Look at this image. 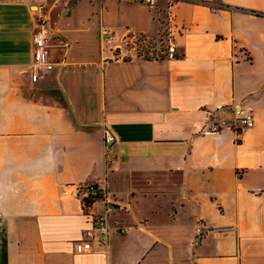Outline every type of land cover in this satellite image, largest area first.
Returning a JSON list of instances; mask_svg holds the SVG:
<instances>
[{
	"label": "crops",
	"instance_id": "crops-1",
	"mask_svg": "<svg viewBox=\"0 0 264 264\" xmlns=\"http://www.w3.org/2000/svg\"><path fill=\"white\" fill-rule=\"evenodd\" d=\"M172 10L175 57L109 58L103 27L157 35L168 0H0V264H264V0ZM238 106L252 126L204 131ZM85 181L117 207L107 246L77 252L106 210Z\"/></svg>",
	"mask_w": 264,
	"mask_h": 264
},
{
	"label": "built area",
	"instance_id": "built-area-1",
	"mask_svg": "<svg viewBox=\"0 0 264 264\" xmlns=\"http://www.w3.org/2000/svg\"><path fill=\"white\" fill-rule=\"evenodd\" d=\"M149 6H153L157 0H139ZM179 0H168V14L165 22L164 29L157 35L160 40L165 43V48L160 52H154L163 57L172 58L176 56V45L173 39V27L175 25V15L172 7ZM49 18L42 15L37 20V26L33 32V40L35 44L34 59L37 66L43 65L48 61L47 39L49 30L47 24ZM101 37L104 41H112L116 38L117 33L107 27H103L100 31ZM124 39H129L131 42L136 40L153 38L151 35L137 33L135 31H128ZM147 58V57H144ZM36 78L37 75H34ZM220 106L219 109H222ZM235 117L231 120H215L210 113L207 120V126L204 128L205 132L220 133L224 130H231L236 133H241L245 128H248L254 123L253 110L250 108H241L238 106L235 109ZM103 136L105 142L106 156L109 157L114 152V145L116 143V135L113 130L105 123L103 129ZM109 160V158H108ZM73 194L80 199L86 210L97 200H105L106 210L102 213L91 216V225L85 229L83 238L76 241L75 250L77 252H85L94 249V244L97 243L101 246H107L110 234L109 228V211L117 207V203L113 200H107L106 188L100 183L85 181L77 183L73 190Z\"/></svg>",
	"mask_w": 264,
	"mask_h": 264
},
{
	"label": "rangeland",
	"instance_id": "rangeland-1",
	"mask_svg": "<svg viewBox=\"0 0 264 264\" xmlns=\"http://www.w3.org/2000/svg\"><path fill=\"white\" fill-rule=\"evenodd\" d=\"M153 38L136 40L131 42L129 39H119L112 42H106L100 44L102 52H107L109 58H132V57H153L157 56L154 52H160L162 48H165V43L160 40L159 35L152 36ZM118 44V46H117Z\"/></svg>",
	"mask_w": 264,
	"mask_h": 264
},
{
	"label": "trees",
	"instance_id": "trees-1",
	"mask_svg": "<svg viewBox=\"0 0 264 264\" xmlns=\"http://www.w3.org/2000/svg\"><path fill=\"white\" fill-rule=\"evenodd\" d=\"M162 55H158V56H153V57H147V58H162Z\"/></svg>",
	"mask_w": 264,
	"mask_h": 264
}]
</instances>
